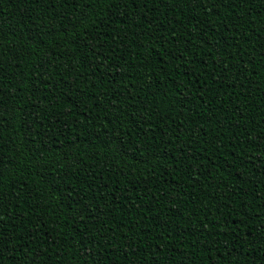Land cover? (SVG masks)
<instances>
[{
	"label": "trees",
	"instance_id": "obj_1",
	"mask_svg": "<svg viewBox=\"0 0 264 264\" xmlns=\"http://www.w3.org/2000/svg\"><path fill=\"white\" fill-rule=\"evenodd\" d=\"M227 4L0 0V264H264V0Z\"/></svg>",
	"mask_w": 264,
	"mask_h": 264
},
{
	"label": "snow or ice",
	"instance_id": "obj_2",
	"mask_svg": "<svg viewBox=\"0 0 264 264\" xmlns=\"http://www.w3.org/2000/svg\"><path fill=\"white\" fill-rule=\"evenodd\" d=\"M192 2L197 6H202V4L206 2V0H192ZM227 6L232 7V0H228ZM226 70L227 69H225V71ZM2 202H3L2 199H0V204H2ZM2 238H3V233H0V242H2Z\"/></svg>",
	"mask_w": 264,
	"mask_h": 264
}]
</instances>
